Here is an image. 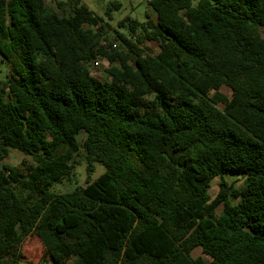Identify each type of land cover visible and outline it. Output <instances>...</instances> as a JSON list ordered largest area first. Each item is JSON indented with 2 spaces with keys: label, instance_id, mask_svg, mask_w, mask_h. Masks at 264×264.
Returning a JSON list of instances; mask_svg holds the SVG:
<instances>
[{
  "label": "trees",
  "instance_id": "obj_1",
  "mask_svg": "<svg viewBox=\"0 0 264 264\" xmlns=\"http://www.w3.org/2000/svg\"><path fill=\"white\" fill-rule=\"evenodd\" d=\"M148 5L117 50L79 0H0V264L33 234L49 264H264V0ZM80 133L86 184L52 192ZM9 149L31 161L2 164Z\"/></svg>",
  "mask_w": 264,
  "mask_h": 264
},
{
  "label": "rangeland",
  "instance_id": "obj_2",
  "mask_svg": "<svg viewBox=\"0 0 264 264\" xmlns=\"http://www.w3.org/2000/svg\"><path fill=\"white\" fill-rule=\"evenodd\" d=\"M55 1L57 0H47V2L54 8ZM66 1V0H61ZM81 4H84L87 8L92 10L94 13L102 15L106 23V31L108 32V38L113 48L119 50L121 48L120 42L115 39L116 31L127 35V26H119V21L123 18L135 19L139 22H144L147 19V15L150 18L154 17V13L148 5V0H79ZM117 2L120 4L118 9H113L111 11V18L105 15V10L107 6L112 3ZM264 35V33H263ZM145 46L150 48L151 52H157L158 46L154 42H145ZM101 61L99 66H91V73L95 77L106 81L108 79L107 74L105 73V68L109 65L108 61L105 58H99ZM9 70L7 63L0 53V79H5L6 74ZM221 92L227 96L231 95V91L227 86L221 87ZM85 133H80L77 135L78 142L80 144V149L74 155L72 159V168L67 176L61 179L59 182L54 183L50 187V191L55 193H63L71 191L79 186H84L87 181L88 174L86 172V160H85V149L82 146V142L85 139ZM25 160L30 162L31 159L29 156L24 155L15 149H9L8 155L1 161V163H6L10 165L18 166L21 162ZM105 170V167L100 163H95V168L90 174L91 180L97 178ZM224 180L228 184H234L236 187L242 186L244 182V177L241 175H225ZM219 178H215L211 182V187L209 193L212 197L218 193L219 190ZM18 192L21 196L25 197L27 194L26 191L18 189ZM232 200V198H231ZM222 209V204L219 205L216 209V212L219 213ZM21 252L23 258L19 261L18 264H49L46 260L43 261L41 256L43 253V247L39 238L33 234L27 236L22 243ZM192 256L196 259H202L206 264L209 262V257L202 253L200 248H197L193 251Z\"/></svg>",
  "mask_w": 264,
  "mask_h": 264
},
{
  "label": "built area",
  "instance_id": "obj_3",
  "mask_svg": "<svg viewBox=\"0 0 264 264\" xmlns=\"http://www.w3.org/2000/svg\"><path fill=\"white\" fill-rule=\"evenodd\" d=\"M116 44H113V46H115ZM101 63V61L99 59H96L94 62H93V66H99Z\"/></svg>",
  "mask_w": 264,
  "mask_h": 264
}]
</instances>
